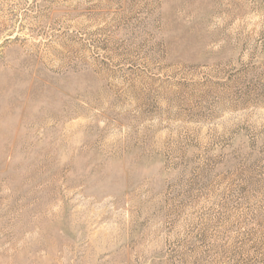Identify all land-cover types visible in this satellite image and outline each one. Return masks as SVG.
I'll list each match as a JSON object with an SVG mask.
<instances>
[{
    "label": "rangeland",
    "instance_id": "obj_1",
    "mask_svg": "<svg viewBox=\"0 0 264 264\" xmlns=\"http://www.w3.org/2000/svg\"><path fill=\"white\" fill-rule=\"evenodd\" d=\"M0 264H264V0H0Z\"/></svg>",
    "mask_w": 264,
    "mask_h": 264
}]
</instances>
